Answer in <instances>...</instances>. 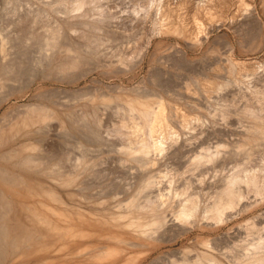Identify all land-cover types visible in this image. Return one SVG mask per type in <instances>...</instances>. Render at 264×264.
<instances>
[{
  "label": "bare ground",
  "instance_id": "obj_1",
  "mask_svg": "<svg viewBox=\"0 0 264 264\" xmlns=\"http://www.w3.org/2000/svg\"><path fill=\"white\" fill-rule=\"evenodd\" d=\"M8 2L0 264H264V0Z\"/></svg>",
  "mask_w": 264,
  "mask_h": 264
},
{
  "label": "rangeland",
  "instance_id": "obj_2",
  "mask_svg": "<svg viewBox=\"0 0 264 264\" xmlns=\"http://www.w3.org/2000/svg\"><path fill=\"white\" fill-rule=\"evenodd\" d=\"M5 2V3H4ZM7 2V3H6ZM3 4V5H2ZM9 2L8 0H0V10H1V13H0V39L2 37V35H6L9 30L11 28H13L12 26V23H11V20H12V14L10 12V8L12 7V5L10 4L9 6ZM7 5V6H6ZM4 13V14H3ZM1 14L3 16H1ZM9 18V19H8ZM11 26H10V25ZM9 27V28H8ZM35 46L34 47H30V50L28 51L29 52V55H28V58L26 60V65H27V68L25 69L26 71H24L23 75L21 76L22 77V81H16L15 84H11L10 86L11 87H17V86H22L24 84V88L25 87H28L27 88V91L26 92H23L24 90H26V88L22 91L23 93H12V94H9V98H6L3 103H2V106L0 108V116H2L3 114H6V113H11L13 109H15V107H19V106H22L24 103L26 102H32V101H38L40 100V97H39V94H38V90L40 89V86L42 84V80H41V77L38 76V77H31L29 76L28 74V77H27V74L28 73L27 71L31 70V68H35L34 65L36 61V57H39L38 55L40 54V44L41 42L40 41H35ZM39 44V45H37ZM30 66V67H29ZM2 71V72H1ZM6 70H3L1 68V64H0V73H1V79L4 78V75H6L7 71L5 72ZM5 73V74H4ZM26 77V78H25ZM27 79V80H26ZM33 79V80H32ZM57 81V82H56ZM62 81V82H61ZM48 80L46 82H43V83H46V85H48L49 88H54V94H55V98L62 104H65V105H69L70 106H73L77 101L76 100H83L90 92L94 91L95 89V82L96 81H91V78L90 76L85 78V79H82L78 85L77 83L75 84V82H70V81H66V80ZM21 82V83H20ZM25 82V83H24ZM69 82V83H68ZM63 83V84H62ZM68 83V84H66ZM71 83V84H70ZM74 83V84H73ZM94 83V84H93ZM26 84V85H25ZM93 84V85H92ZM65 85V86H64ZM68 85V86H67ZM56 86H58L56 88ZM63 88H62V87ZM72 86H75V87H72ZM67 87V88H66ZM69 88V89H68ZM60 89V90H59ZM65 89V90H63ZM73 89V91H72ZM52 90V89H51ZM56 90V91H55ZM68 90V91H67ZM86 90V91H85ZM70 91V92H69ZM65 93V94H64ZM59 94V95H58ZM75 94V95H74ZM86 95V96H85ZM57 96V97H56ZM77 96V97H76ZM85 96V97H84ZM84 97V98H82ZM74 98V99H73ZM66 99V100H65ZM65 100V101H63ZM72 100V101H71ZM76 101V102H75ZM74 102V103H73ZM209 140V141H208ZM210 139H207V141L204 143V145H208V144H211L212 147L215 145V139L212 140ZM211 142V143H210ZM264 158V155H262V157H260L259 159L253 161V162H250L253 165H257L259 162L258 161H262ZM258 162V163H257ZM254 163V164H253ZM228 166V167H227ZM226 169L228 171H231V168H232V163H228L226 165ZM229 168V169H228ZM261 209H263L264 211V205L262 207H260L259 211H262ZM239 214V213H238ZM237 214L236 216V220L240 221L241 223L245 222L246 219H247V216L248 214L247 213H243L241 214L242 216H239ZM243 220V221H242ZM235 236V235H234ZM238 237V238H237ZM233 238V237H231ZM228 240V239H227ZM234 241H238L240 242L241 240H243V237H240L238 236V234L233 238Z\"/></svg>",
  "mask_w": 264,
  "mask_h": 264
}]
</instances>
